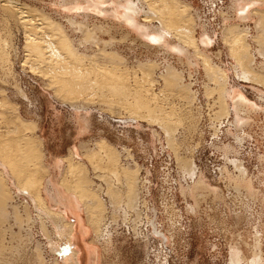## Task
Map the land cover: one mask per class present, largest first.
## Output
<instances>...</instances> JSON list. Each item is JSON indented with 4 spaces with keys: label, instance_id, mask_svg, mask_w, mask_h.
Instances as JSON below:
<instances>
[{
    "label": "rangeland",
    "instance_id": "obj_1",
    "mask_svg": "<svg viewBox=\"0 0 264 264\" xmlns=\"http://www.w3.org/2000/svg\"><path fill=\"white\" fill-rule=\"evenodd\" d=\"M5 1L7 0H0V54L1 52L6 54V60L0 56V136H2L0 141L3 139L23 141V138L29 136L44 139L43 150L46 152L47 165H50L56 156L59 159L69 156L71 147L80 149L81 152H78L88 170L87 182L84 185L86 188L89 186L91 196L102 195L106 200L94 212L96 213L94 218L91 212L89 213L90 225L96 228L95 220L100 218L102 212L103 217H107L106 220L103 219L110 223L113 233V243L110 247L98 245L101 252L99 264H232L231 247L241 249L247 258L252 257L256 228L262 233L264 255L263 206L259 201L257 203L248 201L245 194L224 184L226 180L224 182L222 169L227 158L221 144L226 142L235 144L237 141L225 133L228 127L226 120V123L219 127L221 118L219 85L208 76L202 59H195L197 66L188 65L174 53L159 49L151 43L147 45L137 33H132L118 23V19L113 20L107 15L108 12L101 13L85 0H9L13 4L30 7L36 13H33L35 16L38 14L36 16L38 20L47 17L50 22L66 30L68 36L82 35V32L77 31L69 22L70 18L83 22L88 29L95 26L104 27L102 30L97 29L95 34L91 33L93 34L91 37H97L96 42L93 38L92 41L87 39L90 41L85 50L88 58L84 59L82 65L83 68L91 70L92 74L84 77L91 79L92 82H97V78L101 84L120 82L119 87H125L126 96L118 90L117 93H113L108 90L100 91L98 88L82 90L77 94H68L65 89L56 91L51 86L52 82L59 84L53 76L40 72L42 64L41 69L36 70L38 64L29 61L24 63L28 54L25 29L2 9V2L4 4ZM113 1L109 0L105 4L106 7L110 8ZM140 1L148 10L149 5L159 4L160 0ZM175 1L191 7L188 10L196 16L198 37L203 30H211L207 32L213 36L214 44L209 49H203V52L215 64L229 72L231 83L237 85L234 87L237 91L244 92L251 101L264 106L259 97L258 89L261 87L259 84L238 78L237 81L236 77L233 78L232 66L235 60L224 36L222 20L223 11H227V6L230 7V1ZM144 15V13L140 15L141 22ZM256 21L257 18L248 23L238 21L236 23L241 24V30L250 27L252 35L258 36ZM104 41L114 43V50L124 59L119 61L123 64L116 66L114 62L104 61L94 55L96 50L103 48ZM249 42L254 47L257 44L251 37ZM139 61L157 62L158 81L153 82L150 76L149 79L137 71ZM103 64L111 68L120 67L122 73L120 70H117L119 73H115L112 69L114 73L105 75V72L101 73L98 70ZM168 65L177 69L175 79L179 80L180 85L186 84L190 87L183 86L186 92L189 91L185 88L191 91L190 94L187 95L183 88L179 89L178 86L167 85L164 78L160 77L161 73L166 72ZM119 74L121 78L117 76ZM136 89L144 104H149L153 108L157 105L155 110L163 112L168 118H174L173 131L178 140L177 152L169 147L160 124L142 119L132 120L133 113L137 111L145 113L147 110L144 107L139 109L134 104V96L128 94L129 92L134 94L133 91ZM74 97L88 101L91 106L88 110L92 116L90 130L82 135H78L77 124L70 115L72 108L68 105V99ZM19 118L34 122L36 126L26 130L21 127ZM17 126H19L17 132L8 133ZM154 131L158 132V137ZM245 131L248 134L245 135V142L243 141L238 156L251 174H257L259 166L256 158L264 149V113H259L255 123L246 127ZM82 139L89 141L91 147L84 155L79 145ZM99 139L107 140L114 145H112L115 148L114 159L108 160L98 154L96 145ZM94 153L97 154V164L91 159ZM178 156L184 159L183 162L191 160L195 162L206 184L201 186V189L205 190L203 196L194 194V197L192 195L186 197L182 193L181 187L189 184L194 187L198 177L193 180L183 174L180 168L182 160H179ZM224 157L226 159H223ZM126 171L131 172L130 176L132 172H137V178L141 177L142 180H137L140 189L137 202L138 209L141 210L140 216L135 214L132 203H129L130 205L126 203L128 206H124L125 202H128L125 195L128 184L123 179ZM51 174L56 180L62 176L60 170ZM5 176L7 184L17 193V182L9 169H6ZM73 178L69 181L73 182ZM259 187L264 189V183ZM204 188L210 191L217 189V197L212 192L206 193L207 189ZM47 194L48 190L44 192L45 196ZM109 194L114 199L109 198ZM14 200L13 204L18 207L25 219L16 221L11 216V206L7 207L9 210L7 218L1 215L0 242H3L5 248L0 251V264H40V261L44 262L43 264H65V256L61 251L55 255L49 249L51 240L58 241L51 223L47 222V230L43 229L38 209L33 207L29 196L18 195ZM112 200L115 208L117 207L116 210L113 207L114 203L110 202ZM26 204L32 205L31 215L34 217V224L28 222L25 214ZM84 216L89 222L85 212ZM85 239L78 240L77 248H81L78 249L80 264H88L85 242L90 240L87 237Z\"/></svg>",
    "mask_w": 264,
    "mask_h": 264
},
{
    "label": "bare ground",
    "instance_id": "obj_2",
    "mask_svg": "<svg viewBox=\"0 0 264 264\" xmlns=\"http://www.w3.org/2000/svg\"><path fill=\"white\" fill-rule=\"evenodd\" d=\"M85 1L89 2L91 6H95V8H97L101 13L103 11V14H107L108 12L107 15L112 17L113 20L118 19V23L124 25L132 33H137L145 40L147 45L151 43L159 49L174 53L178 56V58L186 61L188 65H196V58H200L205 62V69L208 71V76L219 85L221 118L219 120L220 125H218L221 128L224 122L226 123L227 121L228 127L226 128L225 133L227 135H231L230 137L233 136L237 141L235 144L233 142L221 144V149L227 158H223L226 159L224 161H227L224 163L225 165H223L224 167L222 169L223 176L225 177L224 182L226 180L224 184H227L228 187L230 186L235 188V190L241 194H245L248 201H252L253 203H257V201H259L264 208V189L259 187L261 183H264V149L261 153L259 152L258 155L256 154V160H258L259 166L257 174H251L247 167L241 163L238 156L241 153L240 147L244 144L243 141L245 140V135L248 134L245 131L246 127L255 123V119L259 113H264V106L251 101L247 98L244 92L237 91V88H234L237 85H233L231 83V76L229 72L222 66L215 64L203 52V49H209L214 44L213 36L208 33L211 30H207L208 32L203 30L198 37L196 16L188 10L191 7L187 4H179L175 0H160L159 4L154 6L149 5L148 10L140 0H114L110 8L105 5L109 0ZM229 1L230 7L228 8L227 6V11H223V18H221L224 26L223 32H225L224 36H226L225 39L228 42L227 44H229L230 51L235 60V63L232 66L233 78L236 77V80L238 78V80L256 82L259 84L261 87L260 89H257L260 92L259 97L264 104V1ZM5 2L6 3L4 4L2 2V9L11 15L16 23L25 29L28 54L24 59V63L29 61L38 64L39 66L35 67L36 70H40V65L42 64V70L40 72L45 75L53 76L59 84L56 85L52 82L51 86L56 91L65 89V92H68V94H77L82 90L98 88L100 91L108 90L113 93H117L118 90V92L121 91V93L126 96L127 93L125 87H119L121 85L120 82H117L118 85L115 84L116 81L101 84V82H98L99 79L97 78V82H92L90 81L91 79L89 80V78L86 79V77H84V75L92 74L91 70L89 71V69L83 68L82 65L84 59L88 58L85 55V50L88 48L87 46L90 41L87 39L91 40L93 38V41L96 42L97 37H91L93 36L91 33H94L97 29L102 30L104 27L95 26L93 29H88L83 22L78 21L76 18H70L69 22L76 28L77 31L82 32V35L80 37L77 35V37L68 36L65 33L66 30L62 29L60 25L50 22L47 17H43L41 15L43 18L38 20V18H36L38 14L35 16L36 13L33 12L30 7L16 5L9 0ZM142 13L145 14L144 19H142L143 22L140 20V15ZM255 18H257L255 26L258 31V36L252 35L250 27L241 30V24L236 23L237 21L248 23L250 20H254ZM198 19H200L199 16ZM153 23H156V26ZM204 23L205 22H203V24ZM199 24L200 22H198V25ZM203 26L204 28L206 27L205 25ZM84 29L87 30L83 31ZM250 37L253 41L257 42L255 47L251 42H249ZM103 44V48L98 51L96 50L94 55L98 58H102L104 61L114 62V65L116 66L123 64L119 62L124 59L114 50V43L111 41H104ZM0 56L2 59L6 60L5 53L1 52ZM48 59L51 60L47 61ZM138 63L137 71L141 72L142 75L147 78L150 76L153 82L158 81L156 77V71L158 69L157 62L149 61L145 63L143 61H139ZM112 69L115 73H117V70H120V67L111 68L106 64H103V66H99L98 68L99 72H105V75L112 72ZM121 69L123 68L121 67ZM176 70L177 69L174 66L168 65L166 67V72L161 73L160 77L164 78L167 85L178 86L179 89L183 88L182 90L185 91L184 87L188 86L183 84V87L179 84V80L177 81V79H175ZM120 71L122 73V70ZM124 72L125 71H123V73ZM120 74L117 76L120 77ZM84 80L88 81L85 82ZM123 81L125 80L123 79ZM185 89L191 92L189 89ZM135 91H133L134 94L130 92L128 93L131 96H134V104L139 109L144 107L147 108V110L145 113H142L141 111L133 113L132 120L140 121L142 119L149 123L160 124L169 147L177 152L178 140L177 137H175V131H173L174 118H168L166 114H163V112L155 110L157 105L153 108L149 104H144L139 98L138 90L136 89ZM189 92L185 91L187 95ZM76 98L77 97L68 99V105L72 108V114H70L72 116L71 118L73 122L77 124V128L79 127L80 132H88L90 130L92 117L91 111L88 110L91 106L88 101H82ZM19 123L21 127H24L26 130H31L32 127L36 126V123L25 121L20 118ZM225 126L226 124L224 127ZM18 129L19 126L15 127L8 133L17 132ZM239 131L243 132V134ZM154 132L158 134L157 131ZM156 136L158 137L159 134ZM1 137L2 136H0V138ZM14 140L15 139H3L0 141V167H2V169L0 168V217L2 214L5 216L6 214L9 215L7 207L11 206V216H13L16 221L25 219L13 202L18 195L29 196L33 207L38 209V215L40 216L43 229L47 230V222L51 223L50 225H52L55 236L58 239L56 242H54V240L49 242V249L52 253L57 255V252L61 251V253L65 256V264H80V253L78 250L80 247L77 248L78 240L89 235L92 236L90 242H85V253L88 255V264H99L101 252L99 251L100 249L98 245H103L104 248L110 247L113 243V233L110 229V223L105 222L107 217H103L104 213L102 212L100 213V218L95 220L96 228L91 225L89 226L84 222L85 216H82V214H84L82 213L84 210L82 207L86 206L88 215L91 212V215L94 218L96 214L94 212H96L97 209H99V207L106 202V200L102 195H99V197L98 195L91 196V190L88 189L89 186L86 188L84 185L87 182L86 176L88 170H86L85 165L82 162L80 152L71 148L69 156L64 159L55 158L50 165H47L45 161L46 152L43 150L44 141L42 138L35 137L34 139L29 136L27 138H23V141ZM88 142L86 141L82 144L80 143L83 152L82 155H84L86 151L89 152L91 149ZM110 144L111 143L107 140L99 139L96 145L98 154L105 156L108 160L114 159L113 150L115 148L113 147V144ZM231 153L234 155L230 156ZM91 159L96 161L97 154L94 153L91 156ZM178 159L182 160V162L184 160L182 157L180 158V156H178ZM182 162L180 164V168L185 176L188 175L193 178V180L198 177L195 181L194 187L190 184L188 186L181 187L182 193L186 197L189 195L194 197V194H198L196 196H199L200 194V197L203 196L202 193L205 190H202L203 188L201 189V186L202 184L203 186L206 184L204 183L205 181L195 162L192 160ZM65 163L66 165H64ZM97 163L98 162L96 161V164ZM6 169H9L12 177L16 179L18 186L17 193L12 190L13 188L10 187V185L7 184V178L5 176ZM52 169L54 171H61L62 176L59 180H56L54 176H52ZM219 170H221V167ZM49 175L50 178H48ZM130 175L131 172L126 171V175H124L123 178L128 184V188H126L125 193L127 197L125 198L128 202H125L124 206H128L129 203H132L131 206H133L132 209H135V214L140 216L141 210L138 209L139 207L137 204L140 189L137 180H142L141 177L137 178V172H132V176ZM72 177H74L73 182L69 181ZM204 189H207L206 193L207 191L210 193L212 192L217 197V189L214 191L212 189L210 191L208 188ZM46 190H48V194L45 196L44 192H46ZM108 190L109 189H107V191ZM112 197L113 196L111 195L109 196V198ZM192 200L195 201L194 198ZM50 202H53L54 206L59 209L57 210L54 206H51V204H49ZM110 202L112 203L113 200ZM26 205L25 214L29 219L28 222H33L32 224H34L35 220L31 215L32 205ZM113 207L115 210L117 209V207L115 208V203ZM195 207L196 206H194V208ZM92 212L94 214H92ZM70 216L73 217L71 220L68 219ZM103 218H105V220ZM261 234V231L256 228L254 234L255 243L252 248V257L250 258H247L243 251L238 247H231V263L263 264L264 255L262 251ZM4 248L5 245L3 242H0V251ZM42 261L45 260L42 259ZM43 263L40 261V264Z\"/></svg>",
    "mask_w": 264,
    "mask_h": 264
},
{
    "label": "crops",
    "instance_id": "obj_3",
    "mask_svg": "<svg viewBox=\"0 0 264 264\" xmlns=\"http://www.w3.org/2000/svg\"><path fill=\"white\" fill-rule=\"evenodd\" d=\"M77 129H78V135H82L83 133H86V132H80L79 127H78ZM79 137H80V136H78V139H79ZM43 141H44V139H43ZM82 141L86 142L85 139H82V140L80 141L81 144L84 143V142H82ZM81 144H80V145H81ZM71 148H72V147H71ZM80 148H81V147H80ZM74 149H76V148H74ZM77 150L80 151V149H77ZM81 150H82V149H81ZM80 152H81V151H80ZM54 157H55V156H54ZM55 158H56V157H55ZM55 158H53V160H54ZM56 159H59V158H56ZM52 162H53V161H52ZM52 162H51V163H52ZM53 171H54V170L52 169L51 172H53ZM55 172H56V171H55ZM50 204H51V206H54V203L50 202ZM54 208L58 210L57 207L54 206ZM82 208L85 210V211L83 210L82 213L85 212V214L88 216V221H89V215H88V212H87L86 206H85V207H82ZM82 216L84 217V214H82ZM71 218H72V216H70V218L68 217V219H71ZM84 219H85L84 222H85L86 224L88 223L87 225H90V221L87 222V220H86L85 217H84ZM86 237H87L88 240H90V239L92 238V236H89V235H87ZM86 237H85V238H86ZM85 238H82V239L86 240ZM89 238H90V239H89Z\"/></svg>",
    "mask_w": 264,
    "mask_h": 264
}]
</instances>
